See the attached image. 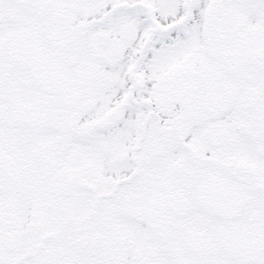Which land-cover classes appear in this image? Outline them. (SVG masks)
Returning a JSON list of instances; mask_svg holds the SVG:
<instances>
[{
	"label": "snow or ice",
	"instance_id": "1",
	"mask_svg": "<svg viewBox=\"0 0 264 264\" xmlns=\"http://www.w3.org/2000/svg\"><path fill=\"white\" fill-rule=\"evenodd\" d=\"M0 264H264V0H0Z\"/></svg>",
	"mask_w": 264,
	"mask_h": 264
}]
</instances>
